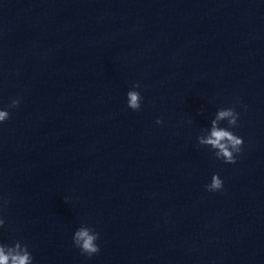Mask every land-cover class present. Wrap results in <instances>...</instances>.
<instances>
[{
  "label": "clouds",
  "instance_id": "9594fccd",
  "mask_svg": "<svg viewBox=\"0 0 264 264\" xmlns=\"http://www.w3.org/2000/svg\"><path fill=\"white\" fill-rule=\"evenodd\" d=\"M140 88V84L133 85V90L127 92V106L133 111H138L141 107V95L135 89ZM19 98L12 99L8 104L7 109H0V124L10 118V110L15 109L20 105ZM239 113L234 107L218 109L215 118L211 121L210 133L207 135H199L197 141L199 145L210 147L214 151V155L218 160H223L226 164H235L237 155L241 153L243 139L235 135L231 127L237 126ZM226 120L229 128L219 126V122ZM163 120L157 118L156 124H162ZM191 123V121H189ZM209 192H216L223 188V181L219 174H213L211 182L205 185ZM8 203L4 201L0 204V210ZM5 225V220L0 218V228ZM99 239V233L94 227L87 224H82L73 234V245L78 248L82 255L88 257L99 253L100 248L96 241ZM34 257L28 250V246L22 245L16 241L13 246L0 243V264H33Z\"/></svg>",
  "mask_w": 264,
  "mask_h": 264
}]
</instances>
